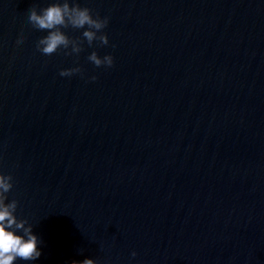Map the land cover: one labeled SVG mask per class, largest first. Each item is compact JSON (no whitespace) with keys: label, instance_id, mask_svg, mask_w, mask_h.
Returning a JSON list of instances; mask_svg holds the SVG:
<instances>
[{"label":"clouds","instance_id":"9594fccd","mask_svg":"<svg viewBox=\"0 0 264 264\" xmlns=\"http://www.w3.org/2000/svg\"><path fill=\"white\" fill-rule=\"evenodd\" d=\"M28 24L32 29L38 32H47L36 44V50L42 55L51 56L58 51L71 49L70 52L65 51V55L79 54L82 49L83 41L71 39L62 31V28L85 29L82 33L83 38L91 46L94 41L106 46L109 44L108 36L103 33L109 23L107 17L100 18L99 15L93 16L91 10L87 7H80L79 4L70 6L68 0H56L48 7L37 12L32 7L28 12ZM24 37L21 33L16 44L23 43ZM88 60L96 67H112L114 59L111 55L104 57L98 56L93 51ZM81 73L80 67H72L61 69L59 75L62 77H70L74 74ZM90 79L95 81L96 76ZM13 177L0 172V264H15L17 260L26 262L36 261L41 256L39 245L40 238L33 234V226L26 219H18L15 215L18 202L13 199L8 201V193L13 188ZM22 233V234H18ZM132 257L136 256V252L131 253ZM71 264H100L98 260L86 258L82 261H72Z\"/></svg>","mask_w":264,"mask_h":264}]
</instances>
